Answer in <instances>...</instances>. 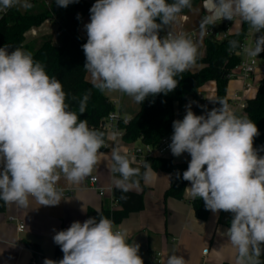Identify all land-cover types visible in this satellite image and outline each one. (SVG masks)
<instances>
[{
    "label": "clouds",
    "instance_id": "9594fccd",
    "mask_svg": "<svg viewBox=\"0 0 264 264\" xmlns=\"http://www.w3.org/2000/svg\"><path fill=\"white\" fill-rule=\"evenodd\" d=\"M79 0H55L66 8ZM29 0H0V11ZM192 0H95L87 42L82 45L84 69L100 92H120L141 104L149 96L174 91L198 58L197 44L185 33H159L173 23ZM201 19L204 34L222 20L246 23L254 34V46L245 47L251 57L264 52V0H207ZM78 19L79 14H78ZM159 20V23L157 22ZM241 48L229 41L230 54ZM91 92L79 98L78 112L71 111L62 83L46 72L45 65L21 47H0V201L28 208L57 206L63 198L61 179L82 184L102 160H106L113 183L122 192L155 181L157 172L149 162L133 167L135 158L113 147L101 152L105 134L90 127L80 115L87 110ZM73 100L77 98L72 97ZM219 107L197 115L192 103L183 119L173 121L169 148L175 157H191L182 179L185 189L206 209L232 214L223 233L236 249L235 264H264V151L254 147L259 129L246 114L236 115L224 100L208 99ZM180 173H176L177 179ZM126 199V197H122ZM53 242L63 253L60 260L45 258L43 264H144L140 245L129 242L126 229L98 213L64 230L53 229ZM166 255L162 264H188L182 255ZM207 251V250H205Z\"/></svg>",
    "mask_w": 264,
    "mask_h": 264
},
{
    "label": "crops",
    "instance_id": "0c3cea01",
    "mask_svg": "<svg viewBox=\"0 0 264 264\" xmlns=\"http://www.w3.org/2000/svg\"><path fill=\"white\" fill-rule=\"evenodd\" d=\"M89 1L95 3V0ZM206 4L207 0L199 3L192 0L191 9H183L177 19L161 30L159 35L183 32L197 44L198 57L204 56L205 40L211 28L209 26L204 34L201 33L200 22L207 14ZM89 22L90 19L86 18L80 29V34L84 38H87L85 25ZM58 27L57 24L46 21L40 27L32 28L26 33V42L47 34H53L57 40ZM240 28L241 25L234 30L231 29L229 33H222L221 37L237 33ZM250 32L257 36V33ZM263 67L264 60L258 59L257 71L250 80L245 81L237 77L229 82L228 105L236 115L246 114L245 103L256 96L258 86L264 77ZM201 68V65H194L192 70L198 71ZM87 79L92 82L90 73H87ZM201 91L204 96L202 100L217 98L215 82L203 86ZM231 94H233L232 100L229 99ZM105 96L114 104L116 111L122 117L132 119L140 110V104L120 92H105ZM236 96L241 99H236ZM139 142L140 140L135 143H126L121 138L107 135L106 149L101 152L110 154L113 147H119L124 154L132 158L135 150H141L143 155L139 160L135 159L136 163L132 166L140 167L143 172L146 149H143ZM163 157L172 158L176 163H188L191 159L187 153L175 157L171 151ZM156 172L157 177L154 182L145 184L141 179L138 188L129 190L134 193H143L144 208L139 212L130 213L116 225L118 228L127 230L129 242L135 241L140 245L138 254L143 262H156L159 257L161 263L158 264H162L165 256L171 255L177 249L175 254L182 255L188 264H235L236 249L223 235L229 228L227 223L230 213L211 211L207 220L198 219L191 204L193 200L191 195L185 191L182 200L166 198L165 193L170 186L171 175L160 170ZM92 177H97L95 184L90 181ZM187 187H190V182ZM58 188L67 193L63 195V198L68 201L62 200L57 206H39L34 201L30 202L28 208L7 204L5 212L0 214V264H33L35 252L26 245V242L38 246L40 254L44 257L53 259L56 247L53 242V229L64 230L74 221L83 222L87 219L89 209L98 212L110 207L113 210L123 209L114 201L113 192L116 187L106 160H102L82 184H72L61 179ZM20 222L25 225L23 231L17 229V224ZM205 250L208 251L207 254L204 253Z\"/></svg>",
    "mask_w": 264,
    "mask_h": 264
},
{
    "label": "trees",
    "instance_id": "16d2710c",
    "mask_svg": "<svg viewBox=\"0 0 264 264\" xmlns=\"http://www.w3.org/2000/svg\"><path fill=\"white\" fill-rule=\"evenodd\" d=\"M42 1V4H39ZM199 3L205 0H193ZM32 4L30 9L21 11L17 6L7 9V12L0 17V47L9 46V51L21 47L33 54L35 60L43 63L49 76L56 77L63 86L67 94L66 102L71 111L78 112V101L86 91L91 92V97L87 104V110L80 115V119H86L90 127L96 128L105 134L102 128L104 119L116 110L114 104L105 96V92H100L93 87L92 82L87 79V71L84 69L86 61L82 45L87 42L80 34V29L86 18L90 19V8L93 3L89 0H79L71 3L66 8L58 6L56 3L47 5L44 0H29ZM171 2V0H168ZM79 14V19L77 18ZM46 21L57 24V40L53 34L41 36L33 41L26 42V33L32 28L40 27ZM159 23V20H157ZM232 21L226 20L211 26L210 34L205 40V54L198 57L194 65H201L198 71H193L192 66L184 72L183 77H176L179 84L176 89L167 95L161 93L156 96H149L140 104L139 112L130 120L128 124L119 123V128L123 130L121 140L126 143L142 141L145 145L157 147L164 137L173 133V121L183 119L185 106L190 102L200 101L198 96L201 88L210 82L216 83L217 100H224L227 104V89L231 78L230 73L243 61V52L240 48L236 53L230 54L229 41L238 40L242 47L245 39L249 36L250 30L246 23L241 24L237 33L221 37L226 33ZM261 33H257V37ZM264 60V52L258 55ZM75 96L77 99L73 100ZM220 105L216 103V107ZM244 111L247 116L256 123L260 135L254 138V147L264 146V77L261 80L256 96L248 99L245 103ZM106 147L100 149L105 150ZM149 162L156 171H164L171 175V183L166 190V198L182 200L185 196V189L188 181L182 179L183 171L187 170L188 163H176L172 158L148 157L145 162ZM180 178L177 179L176 173ZM114 201L120 204L122 210L110 208L98 212L89 209L87 219L96 217L98 213L114 221L115 225L120 224L130 213L139 212L144 208L143 193L131 191L122 192L114 189ZM122 197H126L123 199ZM195 216L201 220H207L211 213L206 209L202 199L196 198L191 201ZM7 204L0 201V214L4 213ZM224 212V211H222ZM232 214L227 225L230 227ZM26 245L35 252V259L46 258L40 254L38 246L26 242ZM63 253L58 245L55 247L53 260H60ZM261 259L264 260V253ZM227 264V263H224Z\"/></svg>",
    "mask_w": 264,
    "mask_h": 264
},
{
    "label": "built area",
    "instance_id": "2783aa9c",
    "mask_svg": "<svg viewBox=\"0 0 264 264\" xmlns=\"http://www.w3.org/2000/svg\"><path fill=\"white\" fill-rule=\"evenodd\" d=\"M7 10L0 11V17L6 13ZM211 30L208 31V35L210 34ZM166 36V35H164ZM164 36H160L163 38ZM226 37V35H224ZM257 38V36H254L251 32L249 33V36L245 39V42L243 43L241 49L243 52V61L242 63L237 66L229 75L231 79H235L237 77H240L244 79L245 81H248L252 78V76L256 73L257 71V61L259 57H251L249 56L245 51L244 48L248 47L251 48L254 46V40ZM264 68V67H263ZM198 96L200 99H203V93L200 90L198 93ZM236 99H241L240 97L236 96ZM130 118L127 117H122L116 110L111 112L105 119L102 125V128L106 131L107 135H113L116 138H121L123 135V130L119 128V123L123 122L125 125L130 122ZM173 134V133H172ZM172 134L167 135L162 139V141L159 143L157 147H151L149 145H145L146 149V158L148 157H163L167 152L171 151L169 148V145L171 143V136ZM143 153L141 150H135L132 153V156L136 159L139 160L140 156H142ZM91 183L95 184L97 182V177H92L90 179ZM61 190V189H59ZM62 191V190H61ZM63 195H66L67 193L62 191ZM101 194L103 192L101 191ZM17 229L18 231H23L25 229V225L23 223H18L17 224ZM208 251H205L204 253L207 254ZM161 263V260L157 259L156 262H148L144 264H158ZM33 264H38V261L35 259L33 261Z\"/></svg>",
    "mask_w": 264,
    "mask_h": 264
},
{
    "label": "rangeland",
    "instance_id": "374dc122",
    "mask_svg": "<svg viewBox=\"0 0 264 264\" xmlns=\"http://www.w3.org/2000/svg\"><path fill=\"white\" fill-rule=\"evenodd\" d=\"M46 3H47V5H52L53 3H55V0H44ZM39 4H42V1H39ZM17 8H19L21 11H25V8H23V7H21V6H19V5H17ZM241 25V22H239V20L238 21H234V23H232L230 26H229V28H228V30L226 31V33H229L230 32V30L232 29V30H234L235 29V27H239ZM231 80H233V79H231ZM230 80V81H231ZM232 82V81H231ZM232 96H230L229 97V99L230 100H232L233 99V94H231ZM189 104V103H188ZM187 104V105H188ZM186 105V106H187ZM216 105V103L214 104V103H212L210 100H207V99H205V100H200V101H196L195 103H192V111L195 113V114H197V115H201V114H204V111H205V109L203 108V107H201V106H206V108L208 109V110H211L213 107H216L215 106ZM186 106H185V108H184V111H183V117H184V115L186 114ZM139 145L141 146V147H143V149H145V145H144V143L142 142V141H140L139 142ZM260 155H262V156H264V151H261L260 152Z\"/></svg>",
    "mask_w": 264,
    "mask_h": 264
},
{
    "label": "water",
    "instance_id": "95a60500",
    "mask_svg": "<svg viewBox=\"0 0 264 264\" xmlns=\"http://www.w3.org/2000/svg\"><path fill=\"white\" fill-rule=\"evenodd\" d=\"M38 264H43V260L40 259L39 262H38Z\"/></svg>",
    "mask_w": 264,
    "mask_h": 264
}]
</instances>
